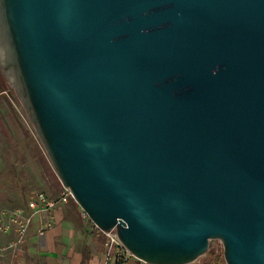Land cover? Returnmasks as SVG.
Instances as JSON below:
<instances>
[{"label":"water","instance_id":"water-1","mask_svg":"<svg viewBox=\"0 0 264 264\" xmlns=\"http://www.w3.org/2000/svg\"><path fill=\"white\" fill-rule=\"evenodd\" d=\"M0 70L135 259L264 264V0H0Z\"/></svg>","mask_w":264,"mask_h":264},{"label":"crops","instance_id":"crops-1","mask_svg":"<svg viewBox=\"0 0 264 264\" xmlns=\"http://www.w3.org/2000/svg\"><path fill=\"white\" fill-rule=\"evenodd\" d=\"M5 83V80H0L1 97L5 93ZM13 117L0 113V126L3 130L10 126V122L14 124ZM7 136L15 146L17 143H14V130ZM30 193L25 195L22 203L18 202L1 210L20 209L27 213L26 203ZM86 221L81 218L80 211L71 202L57 203L54 210L32 219L15 257L11 258L6 250L8 243L14 240L13 230L0 233V264H101L102 238L94 235ZM45 224L49 226L44 227ZM39 231L41 234H38ZM130 263L142 264L136 261Z\"/></svg>","mask_w":264,"mask_h":264},{"label":"rangeland","instance_id":"rangeland-1","mask_svg":"<svg viewBox=\"0 0 264 264\" xmlns=\"http://www.w3.org/2000/svg\"><path fill=\"white\" fill-rule=\"evenodd\" d=\"M4 80L5 93L0 96V113L11 118L13 115L14 124L10 122V126H6L4 130L0 126V210L18 202L22 203L29 192H42L50 198H55L61 190V185L20 102L5 78ZM12 130L15 132V146L7 136ZM86 223L91 226L94 235L102 238L88 219ZM214 243L220 244L213 241V245L205 254L193 263L224 264L221 245ZM17 252L13 256L10 254L11 258L15 257Z\"/></svg>","mask_w":264,"mask_h":264},{"label":"built area","instance_id":"built-area-1","mask_svg":"<svg viewBox=\"0 0 264 264\" xmlns=\"http://www.w3.org/2000/svg\"><path fill=\"white\" fill-rule=\"evenodd\" d=\"M74 203L70 192L61 187L57 199L50 198L42 192H31L26 203L27 213H23L20 209L1 210L0 211V233H6L10 229L13 230L14 240L10 241L6 246V250L13 256L18 250L24 235L26 234L32 219L35 216L47 214L54 210L57 203L68 204ZM82 219L87 220L86 215L80 211ZM45 224L44 227H48ZM96 228V227H95ZM97 229V228H96ZM98 233L102 237V262L101 264H131V261L142 263L135 259L117 239L113 229L109 231H100ZM38 234H41L39 231ZM144 264V263H142Z\"/></svg>","mask_w":264,"mask_h":264},{"label":"flooded vegetation","instance_id":"flooded-vegetation-1","mask_svg":"<svg viewBox=\"0 0 264 264\" xmlns=\"http://www.w3.org/2000/svg\"><path fill=\"white\" fill-rule=\"evenodd\" d=\"M0 80H4V76H3L2 72H1V70H0Z\"/></svg>","mask_w":264,"mask_h":264}]
</instances>
